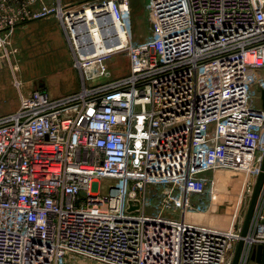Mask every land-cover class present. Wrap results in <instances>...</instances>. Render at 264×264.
<instances>
[{
  "label": "built area",
  "instance_id": "built-area-1",
  "mask_svg": "<svg viewBox=\"0 0 264 264\" xmlns=\"http://www.w3.org/2000/svg\"><path fill=\"white\" fill-rule=\"evenodd\" d=\"M83 1L0 0V49L16 27L56 14L74 66L106 78L58 99L33 90L0 114V264H64L70 253L232 264L240 240L237 264H248L264 246V180L241 236L264 157V112L252 99L253 86L260 100L264 90V0H148L141 43L131 0ZM94 27L112 49L81 57L96 48ZM117 54L128 66L114 77L104 65ZM218 172L241 176L228 228L186 221L216 214L228 192Z\"/></svg>",
  "mask_w": 264,
  "mask_h": 264
},
{
  "label": "rangeland",
  "instance_id": "rangeland-1",
  "mask_svg": "<svg viewBox=\"0 0 264 264\" xmlns=\"http://www.w3.org/2000/svg\"><path fill=\"white\" fill-rule=\"evenodd\" d=\"M44 2H46V4L49 5V2H54V0H44ZM82 3H84L83 0H62V5L64 8H67V7L77 8V7H80ZM131 11H132V18H131L132 41L134 43H141L150 37L149 27L151 26V22H150V17H149L150 13L148 10V0H131ZM4 47L6 49V45H4ZM3 48H1L0 51H4ZM72 56H73V53H72ZM102 58L103 56L100 57V59ZM0 62H1L0 63V74L3 75L2 76L3 79L5 80L6 74L8 75L10 74V77H11L12 75L11 72L15 71L17 79L22 84V89H24L25 82H29V81L31 82L30 83L31 87H33L32 85H34V83L38 84L39 81H42L47 87V89L44 90V93H46L47 90L51 88H54L56 91L60 93H63L64 91L70 90L71 86L74 85V83L70 79H68L67 75L64 73L63 70H62L61 75H59L60 74L59 70L62 69L63 66L49 63L45 61L44 59H42V57L40 56H36V55L33 56V55L27 54L24 56H18V58L15 59L14 56L9 57L4 53L0 57ZM72 64H73V67L79 73V78L81 80V86H82V83L84 82L92 85V84L102 83L106 80L104 76L96 77V78L89 77L86 72L84 73V71L82 70L83 68L75 67L74 66V56H73ZM104 66H106V68L113 74L114 77H118V76H122L126 74L128 62L124 54H117L113 56L112 58H110L108 60V63H106ZM98 67L99 66L97 64L94 66V68L96 69ZM262 74H263L262 70L257 72L258 76H261ZM62 77L63 79H61ZM47 94L50 97L49 93ZM259 95H260V91L258 90L257 86H253L252 87V99H253L255 107H260L262 104L261 100L258 98ZM216 175L218 176V179L221 182L224 181L223 188L226 187L228 191V192L225 191L221 193L220 200L221 199L224 200L225 198H230V199L234 198V194L235 192H237L236 187H238V184L236 181H235L236 183L235 182L232 183L231 181L228 183L226 179L232 180V178L238 176V174L231 173V172H218ZM229 184H233L232 186H234V188L232 190L229 188ZM254 185H255V182L248 186V193L246 194L247 196H249V198H247L248 200L247 204H249ZM237 202L238 200L237 201L235 200L233 205L231 204V206L234 207V209L237 205ZM157 205H158V200L152 199L151 206L146 208V213L148 215L154 214L155 207ZM229 216L223 218L222 216H217L213 214L208 215L207 217L189 215L186 217V221L188 222L193 221L194 223L207 224V221L213 219L218 224V225L216 224L218 228L227 229L228 222L231 221V217ZM64 264H108V263L96 260L94 258L87 257L82 254L70 253L67 256Z\"/></svg>",
  "mask_w": 264,
  "mask_h": 264
},
{
  "label": "crops",
  "instance_id": "crops-1",
  "mask_svg": "<svg viewBox=\"0 0 264 264\" xmlns=\"http://www.w3.org/2000/svg\"><path fill=\"white\" fill-rule=\"evenodd\" d=\"M44 4H46V2H44ZM51 4L62 5V0H54V2H49V5ZM5 45L6 49L4 47V51H0V57L5 53L9 57L14 56L15 59H17L18 56L29 54L33 56H40L49 63L63 66L62 69L59 70V75H61L63 70L68 79H70L74 85L71 86L70 90L64 91L63 93L56 91L54 88L48 89L46 93H49L50 97L53 99H58L73 94L81 88L79 73L72 64L73 56L71 49L65 39L61 20L56 14H47L43 17L28 21L25 24L16 27L9 34ZM11 74L12 79L10 74H6L5 80L2 77L3 75L0 74V114H9L14 112L19 106L20 95L27 96L33 90H40L44 92V90L47 89L46 85L42 81H39L38 84L34 83V85H32L33 87L30 86V81L25 82L24 89H22V84H20V88L17 89L14 86V81L17 79L16 73L15 71H12ZM61 79H63V77ZM226 180L228 183L230 181L232 183L236 181L238 187H236L237 192H235L234 198H225L224 200L221 199L217 206V212L215 215L222 216L223 218L228 217L229 215V217H231V214L234 210V207H232L231 204L233 205L235 200H238L237 194L240 188L241 176H237L232 180ZM223 182L221 183V186L223 185ZM232 185L233 184H229L231 190L234 188ZM262 212L264 214V201L262 203ZM207 224L216 226L217 223L215 220L211 219L207 221ZM248 264H264V246L260 261H257L256 259L252 260L250 255Z\"/></svg>",
  "mask_w": 264,
  "mask_h": 264
},
{
  "label": "water",
  "instance_id": "water-1",
  "mask_svg": "<svg viewBox=\"0 0 264 264\" xmlns=\"http://www.w3.org/2000/svg\"><path fill=\"white\" fill-rule=\"evenodd\" d=\"M261 102H262V109L264 112V90L261 92ZM263 180H264V157H263V160L261 163L260 172L256 178L255 185H254V188L252 191V195H251V198H250V201L248 204L247 212H246L243 227H242L241 236H245V234H246L253 209L255 207L256 201L258 199V196H259L262 184H263ZM241 248H242V241L240 240L237 244L235 254H234V257L232 260V264H237L238 258H239L240 252H241ZM262 252H263V246L258 245L256 248L253 249L252 254H251V259L252 260L256 259L257 261H260V258L262 256Z\"/></svg>",
  "mask_w": 264,
  "mask_h": 264
},
{
  "label": "bare ground",
  "instance_id": "bare-ground-1",
  "mask_svg": "<svg viewBox=\"0 0 264 264\" xmlns=\"http://www.w3.org/2000/svg\"><path fill=\"white\" fill-rule=\"evenodd\" d=\"M85 10H86V15H90L91 14L89 8H85ZM96 31H97V29H95V27L92 28V31H91L92 34L90 36L91 37L90 39L92 40V42H95L97 44L96 45V48L91 53H88V54L87 53H84V52L83 53H80L81 57L87 58V57L92 56V55H100V54H103L105 52H108V51H110L112 49L110 45H105V44L102 45L101 44L100 34H99L98 31L97 32ZM120 36H121V38H124V36L122 35L121 32H120Z\"/></svg>",
  "mask_w": 264,
  "mask_h": 264
}]
</instances>
